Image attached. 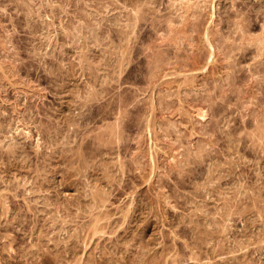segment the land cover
<instances>
[{
  "label": "rangeland",
  "instance_id": "1",
  "mask_svg": "<svg viewBox=\"0 0 264 264\" xmlns=\"http://www.w3.org/2000/svg\"><path fill=\"white\" fill-rule=\"evenodd\" d=\"M145 1L0 0V264H264V0H185L191 72Z\"/></svg>",
  "mask_w": 264,
  "mask_h": 264
},
{
  "label": "bare ground",
  "instance_id": "2",
  "mask_svg": "<svg viewBox=\"0 0 264 264\" xmlns=\"http://www.w3.org/2000/svg\"><path fill=\"white\" fill-rule=\"evenodd\" d=\"M157 1H159V0H157ZM160 1H161V0H160ZM165 1H166V0H165ZM167 1H168V0H167ZM170 1H172V2H171L172 4L168 2V5H169V4L174 5V4H177V3H178V0H170ZM186 1H188V0H186ZM189 1H190V0H189ZM196 1H199V0H196ZM211 1H213V0H211ZM214 1L216 2V0H214ZM145 2L147 3V0H146ZM149 2H150V1H149ZM154 2H155V1H154ZM175 2H176V3H175ZM180 2H182V3L180 4V6H182L183 4L186 3V4L184 5V9H185V10H183L184 12L182 11V8H183V7L181 8V7L179 6V4H177V5L181 8V10H179V11H181V13H183V15H182L180 12L178 13V12L176 11V12L179 14V16H180V14H181V17H180V18H182V19H181L182 21L180 20V21H181L180 23L182 24V26H181V24H180L181 27H180V26L175 27V25H174V24H176V21H177V20H176V17L179 18V16H178L177 13H176L177 16L174 15V16H175L174 19L171 17L170 13L167 15L168 18L166 17V15H165V17H164V15H161V14H160V15H161L162 17H164L165 19H166V18L169 19V17H170V18H172L174 21H175V20H176V21H175V22H174V21H172V22L170 21V22H167V23H169V24H166V21H169L170 19H169V20L166 19V21L164 20V21H165V22H164L165 24H163V25H165L167 28H169L168 26H170V28H169V30H167V31H165V30L167 29V28L165 29V27H164L165 30H163V29H161V30H163V33H164V31H165V32H168V31H169L168 34H166V33H164V34H165L166 36H168V41H167V43H166V42H165V43H166V45H167L168 47L171 48V51H169V54H168V55L166 54L167 56L165 55V52H163V50H162L163 53H158V55L155 54V55H156V56H155V59H153L154 61L152 60L153 63L150 62V63L153 65L152 67H150L152 71H153V70H156V69L159 70V68H162L161 66H162L163 64H167V63H169L168 60L170 61V59H172V58H175L174 60H176V62L173 61V64H174V63H177L178 60L181 61L182 58H185V59L188 58V59H189L188 56H186L187 58H186V57H183V54H184V53L180 54V53H181V52H180V50H181V49H180V48H181L180 46L182 45L181 42L184 40V38H183L182 41H181V38L187 35V33H184V32H183L184 27L187 25V24L184 25V21L186 20V17H189L188 15H186V12H187V11L189 12L190 10L195 9L199 4L202 5V6L204 7L205 4H206L207 2H206V0H204V2H205L204 5H203L204 2H203L202 0L200 1L201 3H199V4H197V3H196V4H195V3H194V4H193V3L190 4V2H192V1H190V2H185V0H183V1L180 0ZM184 2H185V3H184ZM209 2H210V1H209ZM209 2L207 3V5L209 4ZM152 3H153V2H152ZM152 3H151V4H152ZM173 3H174V4H173ZM188 3H189V4H188ZM153 4L155 5V3H153ZM153 4H152V5H153ZM212 4H213V3L211 2V5H212ZM149 5H150V4H149ZM177 5H175V6L178 7ZM208 6H209V5H208ZM208 6H207V7H208ZM212 6H213V5H212ZM215 6H216V4H215ZM148 7H149V8H148ZM170 7H172V6H170ZM200 7H201V6H200ZM213 7H214V6H213ZM213 7H211V8L213 9ZM146 8H148V9L151 8L150 6H148V3H147ZM201 8H202V7H201ZM201 8H199V9H201ZM209 8H210V7H209ZM170 9H173V7L170 8ZM202 9H203V8H202ZM206 9H207V8H206ZM142 10H143V9H142ZM145 10H146V9H145ZM155 10H156V9H155ZM173 10L175 11V9H173ZM197 10H198V8H197L195 11H197ZM203 10H205V9H203ZM209 10H210L209 12H211V9H209ZM156 11H157V10H156ZM169 11H170V10H169ZM195 11H194L193 13H196V14H197L196 17H197V18H198V17H201V16L198 15V13H199L200 11H197V12H195ZM140 12H141V9H140ZM153 12H154V11H153ZM172 12H173V11L171 10V13H172ZM188 12H187V13H188ZM203 12H204V11H202V13H203ZM136 13H138V10L136 11ZM149 13H151V12L149 11ZM149 13H148V14H149ZM173 13H174V12H173ZM189 13H191V12H189ZM202 13H201L200 15H203V14H204V13H203V14H202ZM211 13H213V11H212ZM211 13H210V15H211ZM138 14H139V13H138ZM146 14H147V12H146ZM146 14H144V15H146ZM152 14H153V13H152ZM154 14H155V13H154ZM174 14H175V13H174ZM184 14H185V15H184ZM191 14H192V13H191ZM208 14H209V13H208ZM136 15H137V14H136ZM193 15H195V14H193ZM146 16H147V15H146ZM146 16H143L142 14H140L139 17L135 16L134 23L131 24V23H132V22H131V23H130V24H131L130 27L133 25L132 27L135 28L137 31H139V30H143V27H145V22H147V21L150 22V21L148 20V19L150 18V16H148L149 18H147ZM151 16H152V15H151ZM153 16H154V15H153ZM153 16L151 17L152 19H154V17H155V16H154V17H153ZM157 16H158V17H157ZM157 16H156V18H157L158 20H159V19H161V20L163 19L161 16H160L161 18L159 17V15H157ZM185 16H186V17H185ZM190 16H192V15H190ZM212 16H213V15H212ZM212 16H211V17H212ZM192 17H193V16H192ZM192 17H191V19H192ZM194 17H195V16H194ZM209 17H210V16H209ZM211 17H210V18H211ZM133 18H134V16H133ZM151 18H150V20H151ZM180 18H179V19H180ZM202 18L205 20L204 17H202ZM183 19H184V20H183ZM191 19H190V20H191ZM198 19H199V18H198ZM132 20H133V19H132ZM161 20H160V21H161ZM192 20H193V19H192ZM199 20H200V19H199ZM199 20H198V23H199ZM208 20H209V19H208ZM211 20H212V18H211ZM143 21H144V22H143ZM151 21H152V20H151ZM154 21H156V19H155ZM196 21H197V20H196ZM196 21H195V18H194V20L191 22V25H190V27L193 28V29H192L193 31H196V29H197V27H198ZM202 21H203V20H202ZM206 21H207V20H206ZM209 21H210V20H209ZM213 21H214V20H213ZM156 22H159V21H156ZM161 22H162V21H161ZM161 22H159V23H161ZM177 22H178V21H177ZM187 22H188V21H187ZM204 22H205V21H204ZM214 22H215V21H214ZM150 23H151V22H150ZM154 23H155V22H154ZM206 23H208V25H209V22H206ZM211 23H212V22H211ZM235 23H236V25H237V24H238V20H237V22H236V20H235ZM235 23H234V26H235ZM178 24H179V22H178ZM188 24H190V22H189ZM214 24H215V23H214ZM232 24H233V22H232ZM232 24H231V26H232ZM150 25H151V24H150ZM157 25H158V24H157ZM161 25H162V23H161ZM199 25H200V24H199ZM201 25H202V22H201ZM240 25H242V23H241ZM152 26H153V27H152ZM154 26H156V25H153V24L151 25L152 28H154ZM173 26H174V27H173ZM206 26H207V25H206ZM234 26H233V28L236 27V26H235V27H234ZM243 26H244V25H243ZM157 27H158V26H157ZM186 27H187V26H186ZM188 27H189V25H188ZM200 27H201V26H200ZM208 27H209V26H208ZM211 27H212V26H211ZM213 27H215V26H213ZM244 27H245V26H244ZM161 28H162V27H161ZM206 28H207V27H206ZM209 28H210V27H209ZM229 28H230V27H229ZM233 28H232V30H229V33H231L230 31H233ZM262 28H263V27H262ZM135 29H134V31H136ZM146 29H147V28H146ZM146 29H144V30H146ZM149 29H150V28H149ZM187 29H188V28H187ZM187 29L185 28V30H187ZM200 29H202V27H201ZM200 29H199V30H200ZM204 29H205V26H204ZM210 29H211V28H210ZM214 29H215V28H213V30H214ZM230 29H231V28H230ZM236 29H238V30L240 31V33H241V36H240L241 38H239L241 41H240V40H239V41H240V43L242 42V44H243V40H244V39L242 38V36H244V33L247 31L248 28L245 27V29H246V31H245V29H243L241 26L237 25V28H236ZM151 30H152V29H151ZM151 30H150V31H151ZM155 30L157 31V29H155ZM190 30H191V29H190ZM248 30H249V29H248ZM148 31H149V30H148ZM153 31H154V30H153ZM158 31H160V30H158ZM193 31H192V32H193ZM206 31H207V30H206ZM217 31H218V30H217ZM217 31H216V29H215L214 32H217ZM262 31H263V30H262ZM140 32H143V31H140ZM218 32H219V31H218ZM247 32H248V31H247ZM137 33H138V32H137ZM146 33H147V32H146ZM154 33H156V32H154ZM161 33H162V31H161ZM163 33H162V35H160V34H156V38H157V35L162 36L161 39H160V37L158 38V39L161 40V42H162V40H163V37L165 36ZM189 33H190V31H189ZM194 33H196V32H194ZM197 33H198V31H197ZM199 33L201 34V32H199ZM212 33H213V31H212ZM233 33H238V31H236V32L233 31ZM233 33H231L232 36H233V37H236L237 34H236V36H235ZM240 33H239V35H240ZM242 33H243V35H242ZM260 33H261V32H260ZM260 33H259L258 35H260ZM185 34H186V35H185ZM200 34H199V35H200ZM203 34H205V33L203 32ZM206 34H207V35H205V36H207V38H206L205 40H207V41L210 43L211 41H209V38H208V37H209V35H210V37H211V32H210L209 35H208L207 32H206ZM231 34H230V35H231ZM246 34H247V33H245V35H246ZM149 35H150V34H149ZM163 35H164V36H163ZM181 35H183V36L181 37ZM188 35H189V34H188ZM190 35H191V34H190ZM197 35H198V34H197ZM213 35H214V33H213ZM217 35H218V34H217ZM217 35H215V36H217ZM230 35H228V36H230ZM249 35H250V36H249ZM261 35H262V37H261ZM261 35H260V36H257V35H256V36H257L256 39L253 38V37H255V36L252 37L251 34H248L247 36H249L250 38H252L253 41H254V39H255V41H257V42L260 44V45H258V47H260V48L263 49V47H264V46H262V43H264L263 32H262ZM166 36H165V37H166ZM192 36H193V35H192ZM192 36H190V37H189V36H186L185 39L188 38V37H189V39H190ZM202 36H203V35H202ZM205 36H204V37H205ZM215 36H212V37L214 38ZM230 37H231V36H230ZM233 37H231V38L233 39ZM259 37H260V38H259ZM154 38H155V36H154ZM198 38H199V37H198ZM237 38H238V36H237ZM245 38L247 39L248 37H245ZM158 39H157V40H158ZM189 39H187V40H189ZM192 39H193V38H191V40H192ZM200 39H202V38L200 37ZM210 39H212V38H210ZM215 39H216V37H215ZM165 40H166V38L163 40V42H164ZM195 40H197V39H195ZM235 40H236V38H235ZM203 41H204V38H203ZM212 41H213V39H212ZM255 41H254V43H255V44H258V43H256ZM163 42H162V45H163ZM168 42H169V43H168ZM184 42H185V40H184ZM187 42H188V41H187ZM187 42H185V43H187ZM200 42H201V40H200ZM208 42H207V43H208ZM213 42H215V40H214ZM213 42H211V43L213 44ZM189 43H191V42L189 41ZM192 43H194V40H193ZM192 43H191V44H192ZM207 43H205V44H207ZM211 43H210V44H207L206 46L210 47ZM232 43L235 44V41L233 40ZM187 44H188V43H187ZM191 44H190V45H191ZM159 45H161V44L159 43L157 46H159ZM162 45H161V46H162ZM166 45H163V46L167 47ZM183 45H184V44H183ZM190 45L187 46V49L191 48ZM193 45H194V44H192V48L194 47ZM196 45H198V44H196ZM223 45H226V46H227L226 43H225V44H222V42H221L220 48H222ZM228 45H229L230 47H231V46H234L233 44H232V45H231V44H228ZM239 45H241V44H239ZM239 45H238V46H239ZM163 46H162V47H163ZM201 46L203 47L204 45H201ZM212 46H213V45H212ZM221 46H222V47H221ZM226 46H224V47H226ZM261 46H262V47H261ZM188 47H189V48H188ZM199 47H200V45H199ZM204 47H205V46H204ZM218 47H219V45H218ZM218 47H216V48H218ZM230 47L227 46L228 49H229ZM234 47L237 48V44H236ZM185 48H186V45H185ZM185 48H184V49H185ZM260 48L257 49L258 52H259ZM179 49H180V50H179ZM197 49H198V48H197ZM202 49H203V48H201L200 51L197 50V52H198V53L201 52ZM212 49H213V47H212ZM214 49H215V47H214ZM231 49H232V47H231ZM237 49H238V48H237ZM237 49H235V50H237ZM239 49H240V47H239ZM195 50H196V49H195ZM204 50H205V49H204ZM219 50H220V49H219ZM219 50H218L217 52H219ZM223 50H224V48H223ZM177 51H179L180 53L177 52ZM181 51H182V50H181ZM185 51H186V49L184 50V52H185ZM187 51H189V53H190V52H191V49H190V50H187ZM187 51H186V53H188ZM210 51H212L211 48H210ZM220 51H221V50H220ZM232 51H233V49H232ZM262 51H263V50H262ZM166 52H167V51H166ZM192 52H194V51L192 50ZM192 52H191V54H192ZM207 52H209V49H208ZM228 52H229V53H227V49H226L225 52H224L225 54H223V53H220V54L226 56V57L223 56L224 59L227 58V57H229V58H228V60H229V59H230V56H231V55H230V54H231V53H230V49L228 50ZM177 53H178V54H177ZM189 53H188V54H189ZM212 53H213V51H212ZM191 54H190V56H191ZM193 54H195V53H193ZM193 54H192V56H195V55H196V54H195V55H193ZM202 54H203V52H202ZM209 54H210V53H209ZM209 54H208V55H209ZM199 55H200V53L197 54L196 57H194V58H192L191 60H189V62H186V63H185V60H182V62L177 63V64L180 65L179 67H183V68H186V67L188 68V67H189V68H190V69H189V70H190L189 72H191V70H195V71H197V69L205 68V66H207V64H206V61H207V60H206V59H207V58H206V54L204 55V56H205V57H204V58H205L204 60H206L205 62L202 60L203 57H202V59H201V57H198ZM229 55H230V56H229ZM260 55H261V53H260ZM165 56H166V57H165ZM168 56H169V57H168ZM211 56L213 57L212 54H211ZM211 56H210V57H211ZM153 57H154V56H153ZM207 57H208V56H207ZM214 57H215V56H214ZM214 57L211 58V59H214L213 62H217V61L215 60ZM167 59H168V60H167ZM188 59H187V60H188ZM187 60H186V61H187ZM183 61H184V63H185L186 65H185V64H181V63H183ZM171 62H172V61H171ZM209 63H212V61H208V64H209ZM169 64H170V63H169ZM213 64H214V63H213ZM213 64H212V65H213ZM184 65H185V66H184ZM209 65H210V64H209ZM172 66H173V65H172ZM172 66H171V68H172ZM177 66H178V65H177ZM166 67H167V65H166ZM168 67H170V66L168 65ZM175 67H176V65H175ZM164 68H165V67H164ZM165 69H166V68H165ZM177 69H179V68H177ZM160 70H161V69H160ZM180 70H181V68H180ZM180 70H179V71H180ZM149 71H150V70H149ZM164 72H165V71H164ZM173 72H174V71H173ZM176 72H177V71H176ZM176 72H175V73H176ZM181 72H182V71H181ZM186 72H187V71H186ZM150 73H152V72H150ZM178 73H179V72H178ZM183 73H184V72H183ZM185 76H186V75H185ZM189 76H190V75H189ZM227 76H228V75H227ZM193 77H195V76L193 75ZM191 79H192V77H191ZM191 79H190V81H191ZM193 79H194V78H193ZM190 81H189V79H188V82H190ZM185 82H187V81H185ZM192 82H193V80H192ZM191 84H192V83H191ZM193 85H194V84H193ZM193 85H192V86H193ZM202 110H203V109H202ZM201 112H202V113H201ZM203 112H204V111H200V114H199V115L202 116V117L206 116V112H205V113H203ZM204 114H205V115H204ZM181 160H182V159H181ZM181 160H179V161L182 163L183 160H182V161H181ZM178 163H179V162H178ZM176 164H177V163H176ZM176 164H175V165H176ZM181 165H182V164H181ZM179 166H180V165H179ZM174 167H175V166H174ZM177 168H178V167H177ZM180 168H181V167H180ZM259 232H260V231H259ZM259 232H258V233H259ZM261 232H262V231H261ZM260 236H261V235H260ZM258 237H259V235H258ZM261 251H262V250H261Z\"/></svg>",
  "mask_w": 264,
  "mask_h": 264
}]
</instances>
